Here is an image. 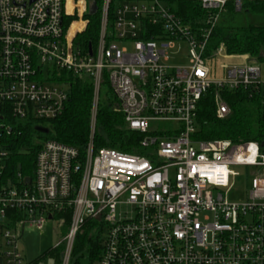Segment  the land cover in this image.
<instances>
[{
  "label": "built area",
  "instance_id": "built-area-1",
  "mask_svg": "<svg viewBox=\"0 0 264 264\" xmlns=\"http://www.w3.org/2000/svg\"><path fill=\"white\" fill-rule=\"evenodd\" d=\"M191 1L204 15L190 26L163 0H101L95 47L83 50L74 39L93 0H0V132H10L11 120L59 116L69 76L92 89L82 153L54 139L36 141L32 176H8L0 142V264H29L20 237L49 220L59 224L53 248L63 246L61 264H68L88 219L100 225L98 264H264V146L194 138L207 91L216 117L224 118L230 108L222 89H264V72L248 55L229 64L224 78L210 77L206 64L225 52L219 44L205 55L222 14L254 0ZM176 42L188 46L186 63L169 65ZM105 82L124 127L141 135L142 153L94 146ZM233 167L243 171L246 199L225 195L238 175Z\"/></svg>",
  "mask_w": 264,
  "mask_h": 264
},
{
  "label": "trees",
  "instance_id": "trees-1",
  "mask_svg": "<svg viewBox=\"0 0 264 264\" xmlns=\"http://www.w3.org/2000/svg\"><path fill=\"white\" fill-rule=\"evenodd\" d=\"M97 11L93 15H83L88 24L78 34L74 43L86 50L90 44L95 47L99 27L101 0H93ZM184 23L194 25L202 19L204 11L196 1L163 0ZM242 10L264 17V0L247 1ZM235 10L230 7L222 14L220 21L229 19ZM230 17V16H229ZM76 16H67L65 27ZM219 23L214 27L207 43L205 55H209L219 44H222L228 55H248L257 62H264V19L262 24H247L238 27H226ZM69 100L63 112L49 122L31 120L25 123L9 121L10 132H0V142L8 149L5 174L13 176L17 172L32 176L33 162L39 143L36 137L54 139L61 143L76 146L80 153L88 141L89 115L92 89L88 82L69 76ZM230 112L224 118H217L214 110L213 93L207 91L199 100L196 110V131L198 140L227 139L233 143L264 141V89L221 90ZM39 124L48 126L47 134L39 133L34 127ZM141 135L124 127L123 117L118 103L109 100L100 101L97 109L96 128L93 144L96 148L108 147L128 153H142L139 146ZM63 229L67 228L68 215ZM102 235L97 220L88 219L76 234L70 252L68 264H98L102 248ZM46 255L54 259V264H61L63 246L49 249Z\"/></svg>",
  "mask_w": 264,
  "mask_h": 264
},
{
  "label": "rangeland",
  "instance_id": "rangeland-1",
  "mask_svg": "<svg viewBox=\"0 0 264 264\" xmlns=\"http://www.w3.org/2000/svg\"><path fill=\"white\" fill-rule=\"evenodd\" d=\"M230 16V17H229ZM228 16L229 19L220 21L226 27H238L247 24L259 25L262 24L264 17L259 14L250 12L235 11ZM222 20V19H221ZM181 47V49H179ZM188 46L184 42H176L175 48L168 52V64L178 65L186 63V53ZM242 60L241 56L228 55L224 51L213 57L206 59V64L210 69V77L224 78L226 77V67L232 63H239ZM262 71L264 72V62H258ZM109 100L116 102L112 91L107 82H105L100 89L99 102ZM36 141H42V138H35ZM238 175L231 182V186L226 190V197L230 201H239L246 199L244 189L243 171L241 168L233 167ZM67 229L61 231L64 235ZM60 227L55 221H47L41 229L25 228L22 236L18 242V249L23 255L24 261L29 264H54V259L45 254L49 249H52L60 240Z\"/></svg>",
  "mask_w": 264,
  "mask_h": 264
},
{
  "label": "water",
  "instance_id": "water-1",
  "mask_svg": "<svg viewBox=\"0 0 264 264\" xmlns=\"http://www.w3.org/2000/svg\"><path fill=\"white\" fill-rule=\"evenodd\" d=\"M96 9H97V6L95 5V3H92V5H91V7H90V9H89L88 14H89V15H93V14H95ZM89 52H90V48H89ZM34 130H35L36 132L43 133V134H47V133L49 132V128H48V127L41 126V125H36V126L34 127ZM263 146H264V141L260 143V147H263ZM29 180H30V179L27 177V178L25 179V182L28 183Z\"/></svg>",
  "mask_w": 264,
  "mask_h": 264
}]
</instances>
